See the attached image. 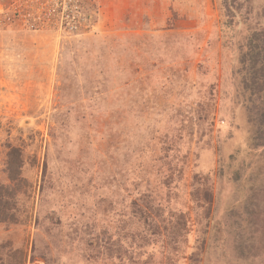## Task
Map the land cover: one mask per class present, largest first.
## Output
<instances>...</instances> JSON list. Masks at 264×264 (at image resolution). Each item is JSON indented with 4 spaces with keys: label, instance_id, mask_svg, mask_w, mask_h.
I'll return each instance as SVG.
<instances>
[{
    "label": "rangeland",
    "instance_id": "374dc122",
    "mask_svg": "<svg viewBox=\"0 0 264 264\" xmlns=\"http://www.w3.org/2000/svg\"><path fill=\"white\" fill-rule=\"evenodd\" d=\"M261 34L264 0H0V264H264Z\"/></svg>",
    "mask_w": 264,
    "mask_h": 264
},
{
    "label": "trees",
    "instance_id": "16d2710c",
    "mask_svg": "<svg viewBox=\"0 0 264 264\" xmlns=\"http://www.w3.org/2000/svg\"><path fill=\"white\" fill-rule=\"evenodd\" d=\"M259 38L262 40V43H259L258 45H264V34H261ZM253 41L256 43V41H258V38H255ZM261 59H262L263 64H264V56ZM261 125H263V124H261Z\"/></svg>",
    "mask_w": 264,
    "mask_h": 264
}]
</instances>
